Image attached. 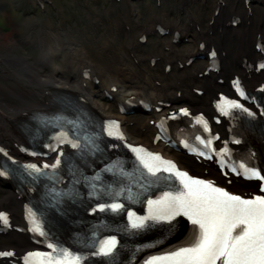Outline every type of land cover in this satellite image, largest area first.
<instances>
[{
	"label": "bare ground",
	"instance_id": "1",
	"mask_svg": "<svg viewBox=\"0 0 264 264\" xmlns=\"http://www.w3.org/2000/svg\"><path fill=\"white\" fill-rule=\"evenodd\" d=\"M208 1L209 0H193V2L187 7L186 3H188V1L178 0L175 5H169L167 8L160 11L162 12L161 14L150 13L148 20L145 22L143 21V24H139L135 28L132 27L130 34L137 33L138 30L140 35L143 32L152 31L155 28L154 21L158 19L164 26H166V29L171 28L178 30L186 37L189 35L188 38L192 40L193 43H196L197 40L208 36L211 31L215 30L216 27L215 25H212L211 22L212 15L217 11L219 12V15L222 16H229L236 11L244 20H247L249 17L250 12L246 9L245 0H232V6H230V3L228 4L227 0H222L221 2L217 0L214 4L211 17L206 24L204 17L199 15L198 10H201L204 5H209L210 2ZM253 2L264 7V0H251V11H254V7L252 6ZM139 14H141V12H139L138 15ZM174 14L176 15V18L173 24L170 22L168 23L167 20L170 15ZM249 19H252L251 16ZM124 20L129 22V19L125 17ZM257 20L259 21H254L253 17L252 25L241 29L238 38L228 35L229 56H227V58L229 59L224 63L223 70H227L229 73L241 72L242 74H245L244 67L237 62L238 57L243 56L248 58L247 52H252L253 48L255 49V45L260 44L256 42V40L260 39L258 36L259 34L262 35V40H264V13L259 15ZM253 21L256 22L254 31H252ZM190 23H198L200 25V31L191 29L189 26ZM262 23L263 28L261 27ZM112 24H114V22ZM41 26L33 29V31L31 29L30 31V33L33 34L37 33L35 43L39 46L38 52L40 55L36 62H20L8 49L6 50L7 52L0 54V137L6 140L11 139V137L24 140L23 134L15 132L16 130L12 129L13 125L8 124V122L19 120L22 114H26L31 108H34V105L39 103L40 98H42L46 90L53 88L69 89L68 87H74L75 90L79 89L82 91L83 88L81 84H90V82L84 78V70L94 64L98 67L100 72L101 86L98 88L95 85L90 84L87 94L89 96L88 102L90 109L100 118L126 117L122 111L120 113L117 112V107L114 101L105 102L102 89H109L112 85H118L120 87L119 92L121 91V96L117 100L124 101L127 97L134 95L137 97V100L142 101L146 107H151L155 104L157 99L160 102L161 99L166 96L171 99V102L178 99L179 97L176 96V87L181 88L180 82L183 84L184 93L182 99L178 102L182 103V105L200 103V105H202L201 108H203L204 101H200V98L196 97L190 90V86H194L197 83H200L202 87L207 89V97H210L214 92L213 83L216 82L215 78H205L199 82L194 79V76L208 65V62L205 60H200L193 66L182 71L174 70L165 78L160 77L163 83L162 88L156 87L148 77L145 78L146 82L141 79L140 76H146L145 69L148 65L145 62V59L153 55L164 56L169 60L177 59L178 62L175 63L173 67L178 66L180 62L184 61L179 58L181 54L179 48L181 47L173 46L171 43L173 33L170 35L169 43L163 41V38L154 44L153 48H149L151 51L154 50L153 52H148V55L145 54L140 56L136 55V52H138L140 49L139 47L141 46L137 41L140 37L138 33L136 39L129 41L127 47L120 44V40L112 36V41L105 42L108 47H105V52L103 51L101 54L103 55L102 57H104L108 53H111V51H109L110 47L114 45L118 47V62L111 66H108L107 64V66H102L96 59V57L101 58V55L95 57L92 55L89 56L88 49L83 47L81 43L82 41L79 39L69 36L64 33V30L59 32L53 27L51 29L49 25L45 27ZM117 26L120 27L119 22L117 23ZM7 36L4 37L6 42H1L0 45L14 48L16 44L10 40L12 39V36ZM216 36L217 35H212L211 37ZM28 39L31 40V37ZM89 42L92 43L91 40ZM212 42L220 47H225V43L220 41L219 38H213ZM166 47L170 48V52H166ZM106 48L109 49L106 50ZM193 50H188L182 56L195 54L193 53ZM106 51H108V53ZM130 55L133 56V59L130 58ZM249 55L252 58H260L259 55L254 56L252 53ZM59 57L62 58L61 67L54 65L53 63L57 61ZM48 58H50V62H48ZM144 64L146 68H144ZM120 69H124L125 74H121ZM155 71L156 70H154V72ZM216 76L219 79H226L224 75L216 74ZM258 77L260 79L263 78V76ZM104 103H106L107 106L104 105ZM125 106L128 108L127 103ZM150 116H155V118L159 117L158 115L149 112L145 115L147 118L144 117L145 119L140 120L132 129L128 126L126 127L130 138L137 142L141 141L146 144L151 143L147 140V135H143L144 133H151V135H153L154 130L148 125ZM143 127H147L146 132L142 131ZM158 150H163V148L160 147ZM168 153L170 152L168 151ZM170 157L175 158V156ZM182 168L186 169L185 167ZM0 186H3L0 196V209L7 206L14 212L15 217L17 218L21 208V201L18 200L20 194L17 193L15 189L10 186L8 187L2 182H0ZM5 239L6 243L13 244L19 249L24 248L27 244V240L24 237L8 235Z\"/></svg>",
	"mask_w": 264,
	"mask_h": 264
},
{
	"label": "snow or ice",
	"instance_id": "2",
	"mask_svg": "<svg viewBox=\"0 0 264 264\" xmlns=\"http://www.w3.org/2000/svg\"><path fill=\"white\" fill-rule=\"evenodd\" d=\"M134 151L153 176L161 171V165H166L163 171H174L183 185V190L165 192L159 199L149 200L150 217L170 221L183 215L196 226L193 238L187 246L162 256H153L146 264H217L218 261L220 264H264V196L242 198L214 186L209 181L195 179L185 172L175 170L172 162L161 161L157 154L146 153L143 149ZM29 167L35 168V165ZM251 175L259 176V173L252 170ZM106 207L115 211L122 205H99L101 211ZM132 215L129 212L130 219ZM137 220L139 223L131 221L133 228L143 226V219ZM0 221L7 223L4 213H0ZM35 230L40 231L39 228ZM115 245L116 238L110 237L103 242L99 252L93 255L108 256ZM48 247L57 252L54 245L49 244ZM12 255V252H0V257ZM36 256L46 257L43 264H80L81 259L79 255L62 248L56 255L30 252L25 257V264H30L29 257Z\"/></svg>",
	"mask_w": 264,
	"mask_h": 264
},
{
	"label": "rangeland",
	"instance_id": "3",
	"mask_svg": "<svg viewBox=\"0 0 264 264\" xmlns=\"http://www.w3.org/2000/svg\"><path fill=\"white\" fill-rule=\"evenodd\" d=\"M177 1L178 0H162V7H158L156 6V0H121V2L118 0H51L52 5H47V9L42 10L39 5L35 3V0H0V43L6 42L4 37L9 35L12 36V39L10 40L16 44L14 48L0 45V54L7 52L6 50L8 49L20 62H36L40 55L38 52L39 46L35 43L37 33L33 34L30 33V31L31 29L33 31V29H36L41 25L43 27L49 25L51 29L53 27L59 32L64 30V33L82 41L81 43L83 47L88 49L89 56L92 55L95 57L101 55V58L96 57L100 65L111 66L112 64L118 62V47L111 45L112 47H110L109 50L111 53L106 51L108 54L106 53L107 55L102 57L103 55L101 53L105 50V42L112 41L113 36L114 38L120 40V44L127 47L129 41L136 39L139 31L138 30L137 33L135 32L131 34L126 31L124 23L126 21L124 20V17L129 19V25L135 28L137 25L143 24L147 21L150 17V13L153 12L161 14L162 12L160 11L167 8L169 5H175ZM216 1L217 0H209L208 2L211 4L209 3V5H204L205 8L203 7L201 10H198L199 15L204 17L206 24L211 17ZM227 2L228 4L230 3V6H232V0H227ZM133 6L137 7L138 13L141 12V14L132 17L130 13ZM255 9L256 11L254 14L256 15L254 16V21H259L257 19L259 18V15L264 13V7L257 5L255 6ZM175 18V14L170 15L167 22L173 24ZM113 22L114 24H112ZM118 22L120 23V27L117 26ZM254 30L255 27L252 26V31ZM27 37H31V40ZM90 40L92 43L89 42ZM166 40L165 38L163 39V41ZM157 42H159V38H152L149 45L140 46L142 48V52H146L145 54L147 55L150 52H153L154 50L151 51L150 49L148 50V48H153V45ZM169 42L170 41L167 43ZM184 48L185 50H182ZM191 48V44H186L185 47L179 48V51L180 53L185 51L187 52L188 50L192 51L193 49ZM139 51L140 49L138 52ZM53 63L54 65L61 67L62 58L59 57L58 60ZM144 68H146L145 64ZM154 74L161 77L157 70ZM104 105L107 106L106 103H104ZM144 119L145 118L142 116L139 118L137 117V119L134 117L133 122L138 120V123L140 120ZM149 135H151V133ZM2 187L3 186H0V196Z\"/></svg>",
	"mask_w": 264,
	"mask_h": 264
}]
</instances>
